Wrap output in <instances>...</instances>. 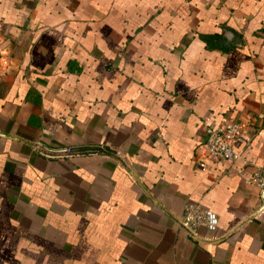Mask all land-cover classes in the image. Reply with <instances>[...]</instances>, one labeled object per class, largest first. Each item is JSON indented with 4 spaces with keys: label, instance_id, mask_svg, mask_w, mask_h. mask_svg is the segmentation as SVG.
Segmentation results:
<instances>
[{
    "label": "crops",
    "instance_id": "obj_1",
    "mask_svg": "<svg viewBox=\"0 0 264 264\" xmlns=\"http://www.w3.org/2000/svg\"><path fill=\"white\" fill-rule=\"evenodd\" d=\"M258 164L264 0H0V264H264Z\"/></svg>",
    "mask_w": 264,
    "mask_h": 264
},
{
    "label": "built area",
    "instance_id": "obj_2",
    "mask_svg": "<svg viewBox=\"0 0 264 264\" xmlns=\"http://www.w3.org/2000/svg\"><path fill=\"white\" fill-rule=\"evenodd\" d=\"M204 132V150L207 155L217 159H236L240 158L243 163L249 160L242 157L240 150L235 148V142L242 140L247 143V131L244 126L235 120H224L220 123H205ZM68 151L69 147H65ZM252 177L259 189V196L264 201V164L254 165ZM191 235L195 236L192 231L193 226L202 224L208 229H214L217 224L216 213L208 208L187 205L183 217L179 220Z\"/></svg>",
    "mask_w": 264,
    "mask_h": 264
},
{
    "label": "water",
    "instance_id": "obj_3",
    "mask_svg": "<svg viewBox=\"0 0 264 264\" xmlns=\"http://www.w3.org/2000/svg\"><path fill=\"white\" fill-rule=\"evenodd\" d=\"M224 31L229 32L230 33V38L227 34H224L222 39H219L220 42H232V43H239V36L237 35V33L231 29H229L228 27H224ZM228 40V41H227Z\"/></svg>",
    "mask_w": 264,
    "mask_h": 264
}]
</instances>
